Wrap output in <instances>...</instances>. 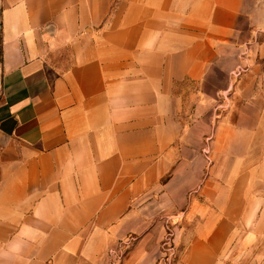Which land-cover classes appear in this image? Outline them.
<instances>
[{
    "label": "crops",
    "instance_id": "obj_1",
    "mask_svg": "<svg viewBox=\"0 0 264 264\" xmlns=\"http://www.w3.org/2000/svg\"><path fill=\"white\" fill-rule=\"evenodd\" d=\"M1 4L0 264H264V0Z\"/></svg>",
    "mask_w": 264,
    "mask_h": 264
},
{
    "label": "rangeland",
    "instance_id": "obj_2",
    "mask_svg": "<svg viewBox=\"0 0 264 264\" xmlns=\"http://www.w3.org/2000/svg\"><path fill=\"white\" fill-rule=\"evenodd\" d=\"M1 10H2V4H1V0H0V14H1ZM0 60H1V20H0ZM2 100V91H1V87H0V103ZM167 225H169V229H168V235L165 241V248L167 250V252L169 253V256H166V262H162L161 264H171L174 260H176L180 254V251L182 250V246H179L176 249H171L172 248V244H171V232L170 229H172L171 225L172 223L169 222L167 223ZM131 244H119L117 247V251H118V257L119 256H123V254H125V252L129 249ZM170 251V252H169Z\"/></svg>",
    "mask_w": 264,
    "mask_h": 264
}]
</instances>
